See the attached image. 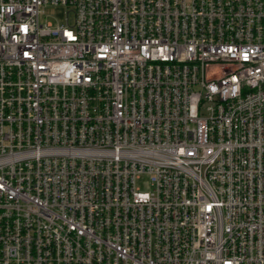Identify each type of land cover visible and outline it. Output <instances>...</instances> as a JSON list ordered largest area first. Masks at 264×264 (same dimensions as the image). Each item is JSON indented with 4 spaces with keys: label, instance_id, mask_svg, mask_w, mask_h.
<instances>
[{
    "label": "built area",
    "instance_id": "obj_1",
    "mask_svg": "<svg viewBox=\"0 0 264 264\" xmlns=\"http://www.w3.org/2000/svg\"><path fill=\"white\" fill-rule=\"evenodd\" d=\"M0 264H264V0H0Z\"/></svg>",
    "mask_w": 264,
    "mask_h": 264
},
{
    "label": "rangeland",
    "instance_id": "obj_2",
    "mask_svg": "<svg viewBox=\"0 0 264 264\" xmlns=\"http://www.w3.org/2000/svg\"><path fill=\"white\" fill-rule=\"evenodd\" d=\"M45 15L47 16L44 22H51L52 25H55L57 23H62V10L61 9H56V10H51V9H46L45 10ZM136 188L141 191H146L148 187V179L145 176H141L137 178L136 180Z\"/></svg>",
    "mask_w": 264,
    "mask_h": 264
}]
</instances>
